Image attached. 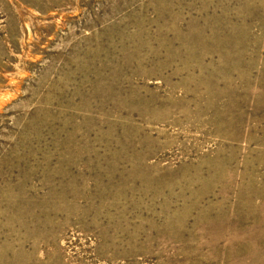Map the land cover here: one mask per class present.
<instances>
[{
  "label": "rangeland",
  "instance_id": "rangeland-1",
  "mask_svg": "<svg viewBox=\"0 0 264 264\" xmlns=\"http://www.w3.org/2000/svg\"><path fill=\"white\" fill-rule=\"evenodd\" d=\"M0 264H264V0H0Z\"/></svg>",
  "mask_w": 264,
  "mask_h": 264
}]
</instances>
